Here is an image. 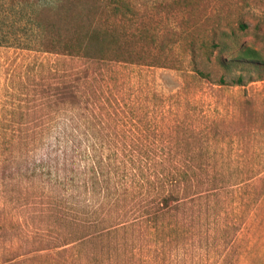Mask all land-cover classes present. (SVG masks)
<instances>
[{
  "label": "rangeland",
  "instance_id": "374dc122",
  "mask_svg": "<svg viewBox=\"0 0 264 264\" xmlns=\"http://www.w3.org/2000/svg\"><path fill=\"white\" fill-rule=\"evenodd\" d=\"M171 1L135 0L162 56L142 65L29 50L32 7L0 0V43L20 34L23 47H0V264H264V0H193L179 13ZM197 39L223 48L196 56ZM249 48L258 63L238 61ZM41 117L119 137L120 153L169 174L159 230L145 206L161 188L146 187L98 205L101 225L86 232L82 197L35 176L44 149L20 141L18 122ZM117 218L133 225L97 233Z\"/></svg>",
  "mask_w": 264,
  "mask_h": 264
},
{
  "label": "trees",
  "instance_id": "16d2710c",
  "mask_svg": "<svg viewBox=\"0 0 264 264\" xmlns=\"http://www.w3.org/2000/svg\"><path fill=\"white\" fill-rule=\"evenodd\" d=\"M3 2L13 7H32L31 27L22 26L32 32L30 42H25L29 50L100 63L155 65L156 60L162 59L161 53L156 55L151 51L157 38L148 28L147 21H144V7L135 0H58L48 6H43L42 0ZM193 5V0H173L168 8L179 13ZM19 35L12 43L14 46L0 43V47L23 49ZM189 46V50L196 53V56L199 51L209 54L213 49L222 47L220 42L208 44L204 39L190 41ZM240 59L258 63L260 56L256 50L249 48L240 53L238 61ZM193 71L202 77H209L196 66ZM78 122L74 117L71 120L41 117L18 122L21 143H30L31 137L32 144L44 149L39 164H34V175L45 177L55 185L71 191L74 197H82L80 202L87 211L83 223L86 232L94 225L98 228L100 224L101 220L93 219L98 205H119L122 200L130 198L131 203L136 197V191L140 193L146 187H160L161 197L152 198L145 206L149 211L146 221L158 231L161 213L170 204V196L163 194L171 183L169 174L161 176L157 171L148 172L151 168L142 161L141 158L145 157L143 155L138 157L135 152L126 150L120 153L115 149L119 137L111 134L83 136L69 132L73 125H79ZM128 212L133 214L135 211L130 208ZM136 215L133 216L135 219ZM115 222L107 228L99 229L97 233L128 230L133 225V222H122L120 218ZM90 237L85 234L76 241H87Z\"/></svg>",
  "mask_w": 264,
  "mask_h": 264
}]
</instances>
